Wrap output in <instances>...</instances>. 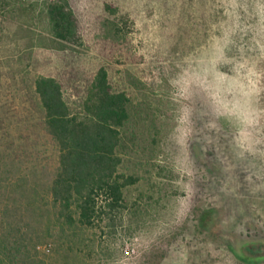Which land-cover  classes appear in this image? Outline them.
<instances>
[{"label":"rangeland","instance_id":"obj_1","mask_svg":"<svg viewBox=\"0 0 264 264\" xmlns=\"http://www.w3.org/2000/svg\"><path fill=\"white\" fill-rule=\"evenodd\" d=\"M53 1L0 0V264L264 256V0H68L75 42L53 35ZM102 67L132 98L121 172L139 180L115 220L71 227L35 201L60 159L36 81L82 114Z\"/></svg>","mask_w":264,"mask_h":264},{"label":"trees","instance_id":"obj_2","mask_svg":"<svg viewBox=\"0 0 264 264\" xmlns=\"http://www.w3.org/2000/svg\"><path fill=\"white\" fill-rule=\"evenodd\" d=\"M107 8L115 11L112 4ZM47 12L56 38L78 40V21L68 0L50 2ZM36 92L45 110L46 130L58 144L60 159L47 193L39 195L36 191L35 201L42 205L49 199L57 222L71 227L92 226L105 216L115 220L127 208L125 189L139 180L121 172L123 130L132 118L130 94L116 90L107 67L96 74L82 114L72 112L64 85L55 77L40 76ZM209 216L206 214L204 220ZM237 257L248 264L264 262L261 255L241 252Z\"/></svg>","mask_w":264,"mask_h":264}]
</instances>
